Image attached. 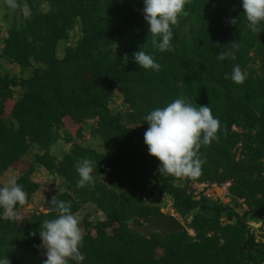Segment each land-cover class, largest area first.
<instances>
[{
  "label": "trees",
  "instance_id": "16d2710c",
  "mask_svg": "<svg viewBox=\"0 0 264 264\" xmlns=\"http://www.w3.org/2000/svg\"><path fill=\"white\" fill-rule=\"evenodd\" d=\"M38 2L45 4L44 10ZM16 3L15 9L26 5L29 13L26 17L19 14L20 27L9 28L3 54L12 63L30 68L32 74L15 85L14 79L0 76V129L5 140L0 144L5 146L3 166H7L14 156L18 158L21 148L28 145L34 144L46 151L54 141V130L57 125H62L65 117L76 124L94 118L104 121L100 126L104 123L106 126L97 129L108 140L112 113L107 102L116 89L122 92L130 106L134 123L142 125L138 131L147 130L144 117L151 110L185 97L199 106L208 105L221 122L218 138L209 144H201L198 150L203 160L200 172L206 175L212 166L217 170L223 168V177L232 179L236 187L228 191L230 199L235 201L246 190L247 193L254 190L261 196L253 199L252 204H246L247 210L242 216L235 212V207L203 200L193 204L192 208L198 206L200 214L211 216L206 223L197 226L199 233L205 235L209 229L218 234L227 228L244 232L248 214L251 219L264 222V174L261 175L264 172V22L258 25V31H251L241 0H193L192 7L186 6L184 12L198 22H184L185 27L190 26L187 32L181 30L183 22H177L172 28L171 51L166 52L153 44V36L143 19V0H16ZM233 18H236L235 24L230 23ZM76 27L80 30V40L76 45L65 46L63 55L59 56V44L65 43L69 32ZM117 37L124 41L122 57H103L100 51L112 46ZM156 40L158 43L159 37ZM141 49L160 65L158 71L140 68L134 62L133 53ZM221 51L230 54L219 60L217 54ZM250 53H254V58ZM237 64L247 76L242 84L225 78ZM14 87H18L16 96ZM15 98L7 115L5 103ZM233 125L240 130H231ZM131 132L136 133V130ZM133 138L129 137L125 144L137 147ZM238 143H241L242 159L236 163L231 151ZM137 151L132 149L127 153L118 149L109 152L113 157L127 161L128 155L134 157ZM103 157L106 158V154ZM137 159L140 164L147 161L144 153L137 155ZM66 165H69L68 161ZM118 169L114 171L117 179L112 184L115 192L106 191L95 200L102 208L106 207L107 212H114L108 214L106 221L90 224L92 227L84 231L81 251L86 258L83 264L264 262V245L257 246L251 262H247L246 253L239 254L242 247H236L235 243L221 244L217 237L210 244L206 237L192 240L185 232L169 234L165 238L155 235L151 240L130 233L126 225L128 218L143 224L159 211H152L151 218L140 221L144 213L142 189L145 190L148 181L134 175L135 164L127 163L124 169ZM168 176L163 172L157 174L166 188L169 187L165 183ZM66 177L74 182L76 171L69 172ZM98 189L105 191L107 187ZM119 189H126L123 197L116 194ZM64 196L65 201L70 202V197ZM70 204L72 210H78L77 203ZM51 210L39 217L36 221L39 223L35 222L38 219L35 217L24 218L18 223L14 217L6 218L0 210V252L16 244L37 246L44 221L59 215L56 206ZM223 220L232 225L219 229L218 224ZM93 229L94 237L91 235ZM107 229L113 233L107 235ZM156 248L165 253L157 255Z\"/></svg>",
  "mask_w": 264,
  "mask_h": 264
},
{
  "label": "rangeland",
  "instance_id": "374dc122",
  "mask_svg": "<svg viewBox=\"0 0 264 264\" xmlns=\"http://www.w3.org/2000/svg\"><path fill=\"white\" fill-rule=\"evenodd\" d=\"M38 3L44 10L43 6L45 4L42 2ZM192 3L193 0H187L184 8L186 6L192 7ZM20 13L23 17L28 15L29 10L26 5H23L20 9H12L7 6L4 0H0V76H6L10 80L14 79V85L30 78L32 74L30 68H23L12 63L11 60L3 54V43L7 38L9 28L13 25L20 27ZM186 16L188 17L187 13L183 10L178 17V22H183L181 30L187 32V30H190V26L188 25V28L187 26L185 27L184 22L198 21L195 18L190 19L189 17L185 19ZM79 35L80 30L78 27L69 32L65 43H60L58 46L59 56L63 55L65 46L68 47V45L77 44L80 40ZM123 50L124 41L122 38L117 37L112 46L102 49L100 53L105 58H120L122 57ZM250 56L254 58V53H250ZM258 60L260 63H258V65L260 66L262 64L261 57H259ZM16 88L18 87H14V96H16ZM15 101L16 98L6 101L5 111L7 115H9ZM107 105L112 113L110 124L112 129L110 135H108V140L103 138L102 134L97 129L98 127L106 126L105 123L100 126V123L102 124L104 121L94 118L76 124L72 122L69 117H65L62 119V125H57V131L54 130V132L56 131L55 133L53 132L54 141L47 147L48 149L46 151L34 144L28 145L27 147L21 148L22 150L18 158L14 156L7 166H3V150L5 146H0V186H3L10 179L16 177L17 183L21 184L24 191L27 193L26 203L24 205L18 204L15 207L14 218L18 223L24 218L31 217L38 218L35 219V222L37 220L39 221L41 215L48 214L55 206L51 203L52 198L55 197L56 200L65 201L66 196L64 195L70 197V202L73 203L72 206L77 203L76 208L78 207V210L75 211L74 208L73 210L71 209V211H74L75 213L73 214L80 220V227L83 232L90 229L92 227L91 225H97L106 221L109 217L108 214L114 211L111 210L107 212L106 207L102 208L95 200L98 195L106 191L112 190L115 192L112 189V184H115L117 179V174L114 171L119 170L118 168L124 169V166H127V163H129L136 165L137 171L134 173L135 176L144 177L145 180L148 181L145 190L142 189L144 213L141 214L143 216L142 219H140L141 222H143L144 219L151 218V216H149L151 212L157 210L159 214L169 215L178 220L184 226L186 235L192 240H197L198 237H206V239L210 240L209 243L212 244V239L217 237V242L219 241L221 244L229 243L231 245L235 243L234 245H236V247L238 246L241 248L247 238H253L256 244L255 248L259 245H264V222L251 219L249 214L245 220L246 226L244 232L238 228L235 232L227 228L224 232L217 234L208 229L205 235H201L198 227H200L203 222L206 223L211 219V216L205 213L200 214L198 206L192 208L193 204L203 200L204 202H211L219 206L229 208L235 207V212L239 216H242L247 210L246 204H252L253 199L261 197L260 194L256 193L254 190H250L249 193H247L246 190L243 191V196L236 195L238 200L235 201L230 199L228 191L230 188L236 189L234 182L230 178L223 177V168L217 170L214 166L208 170L206 175L201 172L194 177L169 175L165 183L169 185L168 188L172 190H168L159 179L160 177H157L159 172V161L148 154L147 146L144 144L143 136L146 129L143 128L141 131H138L141 129L142 125L134 123L130 106H128L124 100L122 92L116 89L114 94L109 98ZM133 130H136V133H132L131 131ZM231 130L238 132L240 129L233 125ZM131 136L134 137L133 142L136 143L137 147L125 144L127 139ZM4 142L5 140L0 129V144ZM118 149H124L127 153H130L132 149L138 151L134 152V157H129L128 155V160L125 161L121 160L119 157L110 155V150H115L117 152ZM141 153L146 155V163L141 162L140 164L138 162L137 155ZM105 154L106 158L103 157ZM231 154H234L233 161L236 163L242 159L241 143H238V145L232 149ZM86 156H92L89 160L97 164V167L93 169V180L86 183L84 187H79L78 182L80 178L76 171V166L82 160L88 159ZM66 161L69 162L68 166H65ZM71 168L73 171H76L77 177L74 182L66 177L69 172H73L70 171ZM17 173H19L18 177L16 176ZM263 174L264 172L261 175ZM205 176L208 178H205ZM103 186L107 187L105 191L98 189ZM242 186L241 183L240 187L242 188ZM237 187L239 189L238 185ZM114 188L116 187L114 186ZM217 190H220V193H218ZM125 192L126 189H119L116 191V194L123 197ZM141 210L143 209L141 208ZM8 217L9 216L6 215V218ZM128 219L132 220L133 218ZM115 225L118 226L117 224ZM230 225H232L231 222L223 220L219 222L218 227L219 229H223V227H228ZM94 232L93 229L91 231L92 237L95 236ZM237 232L242 233L237 234ZM106 233L107 235H111L113 232L107 229ZM245 237H247L246 240H243ZM39 244L40 241L37 245ZM5 249V252H0V257H7L10 264H43V260L46 259L43 254V249H38L36 246L25 247L16 244L11 247H6ZM155 253L157 255H162L165 251L161 248H156ZM259 264H264V262L259 260Z\"/></svg>",
  "mask_w": 264,
  "mask_h": 264
},
{
  "label": "clouds",
  "instance_id": "9594fccd",
  "mask_svg": "<svg viewBox=\"0 0 264 264\" xmlns=\"http://www.w3.org/2000/svg\"><path fill=\"white\" fill-rule=\"evenodd\" d=\"M8 7L15 9L16 0H5ZM187 0H143V19L155 44L161 52L171 51L172 28L184 10ZM241 7L251 31H258V25L264 22V0H241ZM236 23V18L230 20ZM156 37H159L157 43ZM235 45V43L233 44ZM230 53L221 51L217 59L224 60ZM234 59L235 56L232 55ZM134 62L143 69L158 71L160 65L152 55L142 49L133 53ZM236 84L247 79L246 73L237 64L231 75L226 76ZM148 127L143 140L148 154L159 161V172L176 176H197L200 174L203 160L198 150L201 144H209L217 139L221 122L216 118L208 105L199 106L185 97L174 99L164 107L151 110L145 117ZM97 167L93 161L84 159L76 166L79 175V187L93 180V169ZM19 176V173L16 174ZM27 193L17 183L16 177L0 186V210L9 217H14L16 205H24ZM59 215L44 221L39 232L40 244L46 259L43 264H83L85 255L82 253L84 232L80 220L72 213L70 202L52 198ZM0 264H10L7 257H0Z\"/></svg>",
  "mask_w": 264,
  "mask_h": 264
},
{
  "label": "water",
  "instance_id": "95a60500",
  "mask_svg": "<svg viewBox=\"0 0 264 264\" xmlns=\"http://www.w3.org/2000/svg\"><path fill=\"white\" fill-rule=\"evenodd\" d=\"M127 230L130 233L138 234L140 237L151 240L155 235H159L162 238H165L169 234L173 233H182L184 232V226L175 218L169 215L157 214L149 221L138 224L133 220H128ZM256 244L253 238H248L244 241L242 248L239 251V254L242 252L246 253V261L251 262L252 253L257 252L255 249Z\"/></svg>",
  "mask_w": 264,
  "mask_h": 264
},
{
  "label": "bare ground",
  "instance_id": "6f19581e",
  "mask_svg": "<svg viewBox=\"0 0 264 264\" xmlns=\"http://www.w3.org/2000/svg\"><path fill=\"white\" fill-rule=\"evenodd\" d=\"M218 193H220V190H217Z\"/></svg>",
  "mask_w": 264,
  "mask_h": 264
},
{
  "label": "built area",
  "instance_id": "2783aa9c",
  "mask_svg": "<svg viewBox=\"0 0 264 264\" xmlns=\"http://www.w3.org/2000/svg\"><path fill=\"white\" fill-rule=\"evenodd\" d=\"M225 196V195H224Z\"/></svg>",
  "mask_w": 264,
  "mask_h": 264
}]
</instances>
